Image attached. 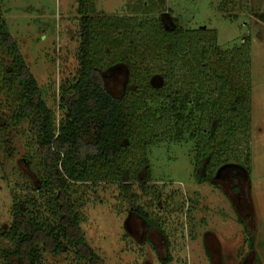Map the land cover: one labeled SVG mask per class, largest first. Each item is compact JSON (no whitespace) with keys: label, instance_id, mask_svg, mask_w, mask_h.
I'll use <instances>...</instances> for the list:
<instances>
[{"label":"rangeland","instance_id":"obj_1","mask_svg":"<svg viewBox=\"0 0 264 264\" xmlns=\"http://www.w3.org/2000/svg\"><path fill=\"white\" fill-rule=\"evenodd\" d=\"M92 1V16L97 23L92 58L112 94H122L130 84L131 74L136 75V81L144 78L146 85L155 88L161 74L168 85L165 94L172 99L188 100L187 94L196 84H203L204 90L210 92L209 97L217 98L218 81L209 79L210 69L203 70L204 76L199 77L196 71L200 67L193 58L189 62L186 56H170L159 51L158 56L149 54L138 65L134 50L127 46L132 44L134 48L136 44L137 48L142 41L159 38L157 19L161 17L164 27L174 18L186 31L214 33L215 44L226 51L227 61H234L229 74L231 86L245 85L246 61L249 85V132L247 128L241 132L245 122L232 112L221 116L220 122L211 116L202 124L206 131L217 128L219 135L226 119L242 122L238 123L237 136L230 138L228 155L222 156L228 159V164L242 168L234 182L232 169H222L223 158L216 152L213 160H218L217 164L210 162V158L198 162L200 150L206 149L202 144L206 135L197 131L191 136L196 121L186 130L162 119L159 124L141 127L150 139L149 144L134 142L135 146L122 155L124 161H121L128 167L126 173L134 179L127 182L130 183L127 197L110 182H96L91 187L94 182L91 180L90 186H79L80 229L98 257L95 264H264V0H164L163 11L158 10V0ZM0 9L7 30L57 124L60 87L79 68L77 0H0ZM147 13L150 14L142 16ZM101 22L113 23L114 33L120 27L131 30L129 38H125V53L119 52L122 56L112 57L111 40L102 37ZM205 31L200 34L205 37L203 42L208 36ZM142 36L148 40H141ZM162 56L167 57V62L160 59ZM4 59L10 61L7 56ZM129 65L131 72L127 69ZM5 93L0 89V113L6 117L3 122L6 126L0 129V264H5L1 248L7 244L3 234L11 223L13 204L19 202L24 207L25 199L32 198L39 213L47 215L43 213L45 200L35 191L39 186L38 168L31 165V160L36 162L38 153L33 137L26 121L18 125L9 121L11 108ZM245 142L250 150L248 172L243 165ZM139 164H142L140 169ZM111 171L107 169L108 180L114 179ZM196 173L204 175L206 180L199 181ZM99 175L102 172L95 167L92 178L97 181ZM140 184L145 187L141 188ZM138 209L147 214L149 221L145 223L136 213ZM10 260L16 264L14 257ZM42 264L84 263L71 252L57 255L43 252Z\"/></svg>","mask_w":264,"mask_h":264},{"label":"trees","instance_id":"obj_2","mask_svg":"<svg viewBox=\"0 0 264 264\" xmlns=\"http://www.w3.org/2000/svg\"><path fill=\"white\" fill-rule=\"evenodd\" d=\"M158 1H160L158 10L163 11L164 0ZM92 2L77 0V18L80 25L79 68L74 76L60 87L58 100L60 117L57 124L54 113L43 100L40 88L29 71L16 41L7 30L0 9V89L6 92L5 100L11 108L9 121L13 125L26 121L33 137V144L38 153L37 161L31 160V165L38 168L36 175L39 186L35 191L44 198L46 204L43 206V213L47 214L43 216L39 213L38 205L32 198L25 199L24 207L19 202L13 204L12 220L8 230L3 234L7 244L1 248L5 264H14L10 260L11 257L15 258L16 264H42L43 252L54 255L71 252L84 264L97 263L98 257L87 244L80 229L81 202L78 188L83 184L89 185L91 180L94 181L91 182L93 183L91 187L96 186V182H110L116 184L119 192L127 197L130 184L127 182L134 179L127 175L128 167L122 162L124 161L122 155L127 153L130 147L135 146V143L149 144L150 139L141 127L159 124L163 119L175 128L182 126L187 130L191 128L192 122L196 121L191 136L194 137L197 131L206 135L202 143L206 149L202 148L201 156L198 155L196 158L199 159L198 162L210 158V162L214 161L215 164L218 162L213 160L216 154L221 158L228 155L230 138L237 136L240 121L226 119L225 126H221L223 129L217 135V128L207 131L206 128H202L205 118L209 121L211 116H215V120L220 122L223 115L238 114L236 116L245 122L241 132L243 128H247L249 132L248 61L245 85L231 86L229 74L233 69L231 63L234 61L233 59L227 61L226 51L215 44V34L205 30L186 31L178 26L174 18L170 19V24H166L165 27L162 17L157 19L159 38L151 42L148 37L142 36L141 40H148L140 43L143 49L140 46L136 48V44L134 48L132 44L127 47L134 50L133 55L138 65L144 63L143 60L149 57V54L154 53L155 57L158 56L159 51H165L170 56L183 55L188 60L193 58L195 64L200 67L198 71L194 70L197 75L199 73V77L204 76L203 70L212 71V78L209 79L216 80L219 84L217 98L213 100L209 97L210 92L204 90L203 84H196L193 91L187 94L188 100L172 99L165 94L168 85L161 74L157 77L159 80L156 82V88L150 84L146 85L144 78L136 81V75L131 74L128 78L130 84L124 87L122 94H112L106 87L104 75L95 66L92 58L94 26L97 24L92 16L94 12ZM148 14L150 13L142 16ZM102 22L99 24L103 27L102 37L111 40L109 46L113 50L111 56L113 58L122 56L119 52L125 53L124 43L129 38L128 32L131 30L127 31L120 27L114 33L113 23ZM204 31L205 36L208 35L206 37L208 42H203L205 37L201 35ZM206 42L208 46L205 45ZM237 52L239 53V50ZM4 56L9 57L10 61H5ZM166 58L162 56L160 59L167 62ZM129 67L130 65L127 69L131 72ZM194 112L197 115L194 116ZM5 120V115L0 113V129L6 126L3 125ZM197 144L200 145L199 142ZM242 154L244 169L248 172L250 150L247 142L243 144ZM32 157L31 155L30 158ZM227 161V158H223L220 164L222 169L224 167L232 169L231 179L234 182L241 167L236 164L230 165ZM143 162L148 166L147 160ZM141 166L142 164H139L137 168L140 169ZM95 167L102 172L97 181L92 178ZM111 168L115 171H111ZM107 169L113 172L114 179L108 180L110 175L107 174ZM196 175L199 181L206 180L204 175L199 173ZM145 180L146 182L150 180L149 175ZM140 185L141 188L145 187L143 184ZM131 199L136 200V197L131 196ZM27 204L35 209H29ZM138 210L136 213L145 223L149 221L147 214Z\"/></svg>","mask_w":264,"mask_h":264}]
</instances>
